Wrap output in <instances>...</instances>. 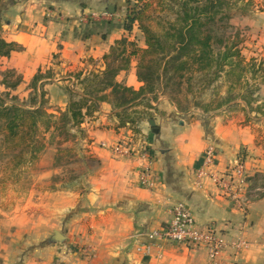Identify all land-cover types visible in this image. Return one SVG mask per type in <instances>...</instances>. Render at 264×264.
<instances>
[{
	"label": "crops",
	"instance_id": "1",
	"mask_svg": "<svg viewBox=\"0 0 264 264\" xmlns=\"http://www.w3.org/2000/svg\"><path fill=\"white\" fill-rule=\"evenodd\" d=\"M121 1H4L1 9L8 13L2 38L22 48L0 58V66L7 65L22 77L13 94L24 91L40 71L44 78L37 93L46 94L47 112L55 119L67 108L68 90L81 92L76 79L103 71V57L117 41H135L143 49L140 36L124 30L126 10ZM247 1L253 5V16L248 17L251 21L242 20L256 32L255 47L261 45L259 52L264 53V11L256 6L264 5V0ZM115 81L135 91L143 87L134 61ZM31 92L26 91L27 97ZM151 105L154 128L143 121L134 134L118 127L110 104L100 103L92 118L71 130L74 164L80 170L71 177L62 172L66 164L55 161L58 150L27 165H36L46 181L43 193L31 190L27 201L28 205L30 200H42L43 215L25 218V233H20L18 223L1 220L13 213L0 210V264H208L203 249L146 236L166 226L176 204H183L198 225L217 227L225 244L219 264H264V116L252 114L239 99L207 114L196 109L178 112L161 95ZM124 141L143 147L147 154L114 157L111 148ZM208 146L216 154L214 171H224L241 157L249 187L263 189L246 208L222 198L211 180H197ZM43 153L49 154L47 148ZM145 167L151 170L152 190L139 184ZM34 232H40L36 238ZM55 232L63 239L56 240ZM240 243L245 248H237Z\"/></svg>",
	"mask_w": 264,
	"mask_h": 264
},
{
	"label": "trees",
	"instance_id": "2",
	"mask_svg": "<svg viewBox=\"0 0 264 264\" xmlns=\"http://www.w3.org/2000/svg\"><path fill=\"white\" fill-rule=\"evenodd\" d=\"M3 2L0 0V6ZM249 6L250 1L247 0H144L140 10L126 14L124 24L127 33L137 27L143 36L144 48H139L135 41H117L103 57V71L76 79L81 95L75 96L68 90L67 108L56 118L62 126L53 128L65 136L64 141L73 139L75 136L71 130L79 127L85 119L92 118L100 103H107L113 107L118 127L138 134L136 124L153 119L151 111L155 110L151 103L157 101V92L161 91V96L165 97L164 90L169 88L180 93L183 82L187 84L188 92L195 87L198 92L205 90L220 79L228 85L229 91L235 87L244 91L236 96H230L227 91L215 105H195L205 114L228 106L237 99L249 107L256 87H249L244 80L242 41L237 31L231 33L233 27L229 23L234 10L244 11ZM143 20L155 22L159 31L143 24ZM2 24L0 8V58H8L22 48L3 40ZM133 61L136 62V77L143 84L138 91L115 81L120 72L129 70ZM263 64L259 63L256 70L262 73L260 84L264 86ZM6 74L1 85L7 92L0 94L3 142L16 141L21 150L14 157L15 165L25 167L35 162L37 155L43 152L44 147L37 145V134L41 124L48 125L53 116L45 109L46 94L43 91L37 93L38 84L44 78L42 74L35 75L31 82L33 96L29 97L27 105L20 104L19 99L9 93L19 87L21 76H15V81L9 84L5 78L14 74ZM167 98L177 106L178 112H185ZM137 106H141V112L134 110Z\"/></svg>",
	"mask_w": 264,
	"mask_h": 264
},
{
	"label": "rangeland",
	"instance_id": "3",
	"mask_svg": "<svg viewBox=\"0 0 264 264\" xmlns=\"http://www.w3.org/2000/svg\"><path fill=\"white\" fill-rule=\"evenodd\" d=\"M143 1L144 0H122L121 5L125 8L127 14L129 11L132 10L135 11L140 10ZM256 6L258 11L260 10L264 11V5H262L261 3L256 4ZM6 9L5 10L1 9L2 20H3L2 27H4L5 20L7 19L5 15L6 13H8V9L7 11ZM83 9H87V8L83 7ZM253 9H254L253 5L250 2V6L246 10L244 11L234 10L232 18L229 23L233 27L231 33L233 34L235 31H237L239 33V38L242 41L241 56L245 60L244 63L245 69L243 75L244 80L248 83L249 87L251 88L256 87V91L253 93L250 99V106L248 108L252 114L254 113V115L257 114L261 115L262 113H264V92L261 90V87H263V85L260 84L262 80V73L261 72L259 73V71L256 70V66L259 63L262 64V62H264V53L263 51L259 52L261 45L258 48L255 47L256 43L255 40L253 39L256 37L255 36L256 32H253L254 30L251 29L244 20H242V18H246L248 19V21H251L248 17L252 18ZM102 13L106 15L105 11ZM88 16L90 15L88 14ZM96 17L97 16H94V18ZM98 17H100V14ZM142 22L143 24L145 23L148 26H150L152 30L156 32L159 31L155 22H150L147 20H143ZM133 31H135L136 36L138 35L140 36V43H142L143 36L141 35V33L139 32L136 26L133 28ZM1 37H2V32H1ZM135 39L137 40V38ZM8 72H12L14 74L12 77L6 76L5 79L9 84L15 81V76H20L17 75L15 72L11 71L10 69H8L7 65L0 66L1 95L7 92L4 89V87L1 85V83L4 79V76L7 75L6 73ZM37 74H42V73H40L39 71ZM188 76H190V74H188ZM31 82L30 85H28V87L25 88L24 91H21L19 95H14L12 91H9L10 95L16 96L19 99L20 104L23 103L27 105L29 97L33 96V92H31L30 95H28V97L26 94V91L31 90ZM191 84H194V82H192ZM227 87L228 85L223 81V79H220L216 83L211 85V87L205 90L203 89L200 92L196 91L198 90L196 87L194 88V90H191V92H188L187 84L185 82H183L182 91L180 93L176 89L173 90L171 88L166 89L164 91L166 93V96L169 97L171 100H173L176 105L178 104V106L183 111L188 112L191 109L197 110V108H195V105L197 104L215 105L220 101V98H223V96H225L227 91H229ZM242 92L244 91L238 87H235V89L229 91V95L236 96L237 94H243ZM73 93L75 94V96L81 95V92L80 93L73 92ZM160 93L161 91L157 92V96L161 95ZM75 100H78V97H76ZM175 107L177 109V106ZM45 109L47 111L50 109V107L48 106V101ZM134 110L141 112V106L134 107ZM56 118L55 120L54 119L50 120L48 125L41 124V126L39 127V131L37 134V142H38L37 145L47 148L49 154L41 152L40 154L37 155V160L39 159L40 156L44 157L45 155H48L49 158L53 150H58V152L55 153V161L57 164H66L62 172L65 173L66 176L71 177L73 175V172H75L74 171L75 169L79 170V168L76 167L74 164L76 160L75 158L77 157V153L75 152L76 149L72 145V143L75 142V139L64 141L65 136L62 133H60V131L54 129L55 127L62 126L61 122H59L58 119ZM139 125H141V122L136 124L137 130H139ZM2 126H3V122L0 121V210L2 211V213H6V215L9 213H13V214L12 216L3 215L1 220L3 222L12 221V223L13 222L18 223L20 233H25V218L28 217L35 219V218H40L43 215L42 214L43 209H41V207L39 206L42 200L39 201L30 200V203H28L27 205L30 191L33 190L35 194L41 195L43 193V189L46 188L47 185L45 179H42L43 178L42 172L39 170V168H36V165L30 167L28 166L20 167L15 165L16 159H14V157L17 156V154H19L21 147L18 146L16 141H12V142L10 141L8 144L3 142L4 136L1 131ZM65 143H67V145H65ZM57 176H61L60 173ZM57 185H59L58 182ZM27 206L29 208L25 209ZM25 211L29 212V215H25ZM20 223L22 225H20ZM38 233L40 232H34L33 238H36L37 235H39Z\"/></svg>",
	"mask_w": 264,
	"mask_h": 264
},
{
	"label": "built area",
	"instance_id": "4",
	"mask_svg": "<svg viewBox=\"0 0 264 264\" xmlns=\"http://www.w3.org/2000/svg\"><path fill=\"white\" fill-rule=\"evenodd\" d=\"M111 153L118 159L141 157L147 154L143 147L136 148L135 145L126 141L114 145ZM215 157V150L212 146L204 149L202 166L197 171V180L204 178L211 180L222 198L236 203L241 209L246 208L263 189L249 187L241 157L230 163L222 172L214 171ZM138 176L140 187L146 190L154 188L150 180V168L145 167ZM146 236L151 241L168 242L190 250L203 249L207 253L208 264H219L217 259L225 248L217 227L213 224L198 225L183 204L173 206L171 219L164 228L148 233ZM237 245V248L240 246L245 248L243 243Z\"/></svg>",
	"mask_w": 264,
	"mask_h": 264
},
{
	"label": "water",
	"instance_id": "5",
	"mask_svg": "<svg viewBox=\"0 0 264 264\" xmlns=\"http://www.w3.org/2000/svg\"><path fill=\"white\" fill-rule=\"evenodd\" d=\"M109 11L112 12L110 8H109ZM149 125H150L152 128H154V125H155V124H154L153 121H150V122H149ZM54 236H55V239H56V240H61V239H63V237H62L58 232H55V233H54Z\"/></svg>",
	"mask_w": 264,
	"mask_h": 264
}]
</instances>
